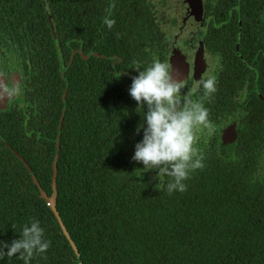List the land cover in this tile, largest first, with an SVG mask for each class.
Returning a JSON list of instances; mask_svg holds the SVG:
<instances>
[{
  "label": "trees",
  "instance_id": "1",
  "mask_svg": "<svg viewBox=\"0 0 264 264\" xmlns=\"http://www.w3.org/2000/svg\"><path fill=\"white\" fill-rule=\"evenodd\" d=\"M223 1L240 10L242 49L264 71V0ZM151 9L148 0H0V39L28 76L23 106L0 113V248L38 221L50 247L28 264H79L41 192L53 194L58 146L55 207L83 264H264V183L251 158H206L171 194L170 178L157 187L129 160L140 113L130 96L138 74H128L156 38ZM79 48L100 56L77 55L63 80L62 59ZM18 255L0 264H24Z\"/></svg>",
  "mask_w": 264,
  "mask_h": 264
},
{
  "label": "flooded vegetation",
  "instance_id": "2",
  "mask_svg": "<svg viewBox=\"0 0 264 264\" xmlns=\"http://www.w3.org/2000/svg\"><path fill=\"white\" fill-rule=\"evenodd\" d=\"M148 3L153 6L150 13L155 22L156 38L149 42L152 46L148 45L145 50L142 67L146 69L156 59L168 62L172 75L174 71V79L184 81L181 101L185 97L193 101L202 100L211 125L210 129H200L194 145L203 157L202 163L206 158L228 164L240 162L242 157L251 158L254 178L264 183V85L260 80L264 71L257 69L252 61L256 56L254 49H242L240 10L230 7L223 0H203V11L197 16L188 0H148ZM92 53L96 54L92 55L94 57L100 56L94 51ZM77 55L83 60L89 59L85 58L88 55L82 48L72 49L68 63L62 59L59 66L63 80ZM0 61V73L10 86L17 85L22 90L25 102L28 76L13 56L11 40L3 43L0 39ZM143 68H134L128 75H139ZM120 74H126V71L122 70ZM14 75H21L20 80ZM202 78L216 80L217 90L208 99H203ZM67 91L68 87L63 101ZM12 98L8 105H0V113L21 107ZM147 110L145 103V115ZM145 115L140 114L133 121L132 142L143 140V129L139 132L137 129L141 124L147 126ZM136 145L131 148L130 162L139 174L152 180L158 179V169L145 171L142 162L132 159Z\"/></svg>",
  "mask_w": 264,
  "mask_h": 264
},
{
  "label": "clouds",
  "instance_id": "3",
  "mask_svg": "<svg viewBox=\"0 0 264 264\" xmlns=\"http://www.w3.org/2000/svg\"><path fill=\"white\" fill-rule=\"evenodd\" d=\"M113 7L110 5L106 9L109 15L103 21L109 29L115 25V20L109 18ZM200 84L203 99L210 98L217 90L214 78H202ZM184 87V81L174 79L170 64L156 59L133 77L130 88V96L139 105L137 111L145 115V103L148 109L145 115L147 126L141 124L137 129V132L143 129V140L136 145L132 159L142 162L145 171L158 169L160 183L157 187L164 183L165 177L170 178L166 184L169 194L186 191L185 181L190 173L204 166L203 157L194 145L200 129L211 128L209 113L202 100L193 101L185 97L181 101ZM0 89V99L11 98L20 91L17 85L10 86L6 79H0ZM20 235L21 238L13 240L11 245L3 244L0 260L19 254L24 264H28L35 253H46L50 247V242L43 238L44 230L38 221L25 225Z\"/></svg>",
  "mask_w": 264,
  "mask_h": 264
},
{
  "label": "water",
  "instance_id": "4",
  "mask_svg": "<svg viewBox=\"0 0 264 264\" xmlns=\"http://www.w3.org/2000/svg\"><path fill=\"white\" fill-rule=\"evenodd\" d=\"M188 3L191 5V7L193 6L192 8H194L195 14H197V16L202 13L203 8H204L203 0H188ZM81 53H83V52H81ZM91 55H96V54L90 53L88 56H85V58H89V57H91ZM1 66H2V63L0 61V67ZM173 75H174V71H173ZM14 76L19 77V80H20L21 75H14ZM0 77H2L0 79H5V77L1 73H0ZM0 91H2V89H0ZM12 99H13V101L14 100H17L19 102V104L21 106H23L22 90H20L18 94L14 95ZM9 101H10V98L0 99V105L1 106L2 105H8ZM59 149H60V147L58 146L57 156H56V158L54 160V163H53V179H52L53 194H52L51 197H48L47 194H46V192L41 189V187L39 186L38 180H37L36 176L34 175L32 169L29 167V165L27 163H25V165L27 166L28 170L32 174V177H33L34 182L40 187L41 192H42V197L45 198L50 203V205H51V207H52V209H53V211H54V213H55L58 221L60 222V225H61L64 233L66 234V236L70 240L73 248L77 252L79 264H83L82 263V260L80 258V254L78 253V249H77L75 243L71 240V236L68 233V231H67V229H66V227H65V225H64V223H63V221H62V219H61V217H60V215L57 212L56 207H55V202H56V198H57L56 180H57V159H58V155H59ZM21 160L23 162H25L23 158H21Z\"/></svg>",
  "mask_w": 264,
  "mask_h": 264
}]
</instances>
